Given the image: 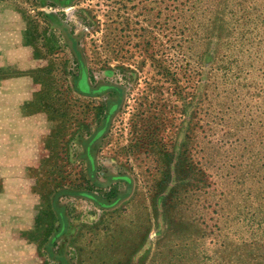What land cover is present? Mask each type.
<instances>
[{"label":"rangeland","instance_id":"374dc122","mask_svg":"<svg viewBox=\"0 0 264 264\" xmlns=\"http://www.w3.org/2000/svg\"><path fill=\"white\" fill-rule=\"evenodd\" d=\"M224 2L0 0V264L248 258L235 244L264 229L263 213L247 224L264 196V0L221 28ZM159 151L201 159L207 193L164 208Z\"/></svg>","mask_w":264,"mask_h":264},{"label":"trees","instance_id":"16d2710c","mask_svg":"<svg viewBox=\"0 0 264 264\" xmlns=\"http://www.w3.org/2000/svg\"><path fill=\"white\" fill-rule=\"evenodd\" d=\"M178 2V4L181 2V5L184 6L187 4L192 3V5L200 4L203 2V0H174ZM231 0H225L224 7L222 10L217 12V15L221 18V28L224 26V18L226 16H229V23L228 25H231L234 23L236 27L239 26L241 22L247 21V16L253 15L252 9H254V5L256 0H236L237 2H232L231 8L225 12V9L228 7V2ZM253 3V4H252ZM259 16L260 24L264 23V12H260L256 14ZM216 20V18H215ZM213 21V23L215 22ZM215 25V24H214ZM257 26V25H256ZM262 28V27H261ZM227 28V34H228ZM219 31V30H218ZM220 38L219 36H216ZM210 51V50H209ZM209 52H206L204 56L207 58V62L212 67L214 64V58L211 56H207ZM229 58V59H228ZM231 57L226 56L225 61L227 63H232L233 61H237L236 58H232V61L230 60ZM228 60V61H227ZM222 62V60H221ZM170 74V72H169ZM201 81V87H200V94H199V102L197 106V113L199 115L198 118V129H199V137H200V148L202 149V145L204 144V140L209 138L211 135L212 125L214 123V119L211 117V109H210V101L208 99V83L206 81ZM215 118V117H214ZM210 133V134H209ZM188 140L191 139L189 128L187 129V137ZM209 143V142H207ZM203 151V150H202ZM159 153L162 155V178L158 185L155 186L153 189L156 193L160 192L161 189H164V186L171 183L170 187H167L168 191L165 197L163 198L162 205L164 208H169L173 204L179 202V200H185L187 198H190L193 192H205L208 188L211 187V175L208 172V168L206 164L201 160H193L191 157L188 156V152H182L178 155L174 156L173 154L169 153L168 151H159ZM174 161V162H173ZM173 163L172 167L170 165ZM264 179V178H263ZM116 194V191H112V194L109 195L110 198H114ZM262 198V203L259 205L258 213L254 214L250 213V219L247 221V224L249 223H255L257 220V216H259L260 213L264 214V196ZM246 224V225H247ZM260 236L259 238L255 239L254 229L251 227V237L255 240L251 241L249 244L240 242V244H235L236 246H248L250 245L252 249L250 250L248 258H246L245 261H235L234 264H264V229L260 228ZM258 230V229H256Z\"/></svg>","mask_w":264,"mask_h":264}]
</instances>
